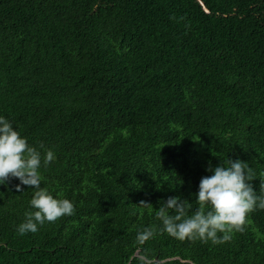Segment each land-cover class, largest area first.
Segmentation results:
<instances>
[{
    "label": "trees",
    "instance_id": "obj_1",
    "mask_svg": "<svg viewBox=\"0 0 264 264\" xmlns=\"http://www.w3.org/2000/svg\"><path fill=\"white\" fill-rule=\"evenodd\" d=\"M0 115L75 205L20 235L34 190L0 186V264H264V210L222 244L155 215L228 159L264 191V0H0Z\"/></svg>",
    "mask_w": 264,
    "mask_h": 264
},
{
    "label": "clouds",
    "instance_id": "obj_2",
    "mask_svg": "<svg viewBox=\"0 0 264 264\" xmlns=\"http://www.w3.org/2000/svg\"><path fill=\"white\" fill-rule=\"evenodd\" d=\"M56 159L51 149L41 154L29 145L14 123L0 115V186H7L18 179L16 191L23 186L33 188L30 200L31 211L16 226L20 235L36 233L45 223H54L74 213L75 205L68 199H57L41 184L40 169ZM211 175L201 178L198 191L194 194L198 205L192 215H187L189 203L179 196H171L156 210L161 222V231L178 240L199 239L204 243H226L235 231H242L249 214L264 210V191L257 195L251 183L253 177L249 164L239 158L228 159L224 164L209 166ZM264 176V172L261 173ZM262 189H264V181ZM152 229H145L137 235L143 243L154 236Z\"/></svg>",
    "mask_w": 264,
    "mask_h": 264
}]
</instances>
